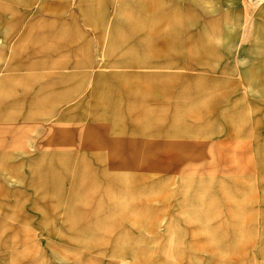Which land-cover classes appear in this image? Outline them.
I'll return each mask as SVG.
<instances>
[{
    "label": "rangeland",
    "instance_id": "374dc122",
    "mask_svg": "<svg viewBox=\"0 0 264 264\" xmlns=\"http://www.w3.org/2000/svg\"><path fill=\"white\" fill-rule=\"evenodd\" d=\"M0 264H264V0H0Z\"/></svg>",
    "mask_w": 264,
    "mask_h": 264
},
{
    "label": "bare ground",
    "instance_id": "6f19581e",
    "mask_svg": "<svg viewBox=\"0 0 264 264\" xmlns=\"http://www.w3.org/2000/svg\"><path fill=\"white\" fill-rule=\"evenodd\" d=\"M210 1H212V0H210Z\"/></svg>",
    "mask_w": 264,
    "mask_h": 264
}]
</instances>
